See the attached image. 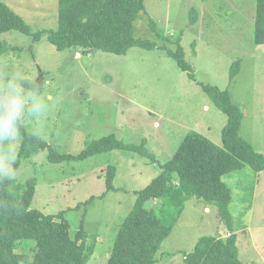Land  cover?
I'll return each mask as SVG.
<instances>
[{
  "label": "rangeland",
  "instance_id": "1",
  "mask_svg": "<svg viewBox=\"0 0 264 264\" xmlns=\"http://www.w3.org/2000/svg\"><path fill=\"white\" fill-rule=\"evenodd\" d=\"M0 1L33 32L57 27V0ZM144 7L134 21V36L159 41L150 19L158 33L173 38L181 35L193 79L157 47L133 46L125 54L97 49L83 55L72 47L57 50L47 33L32 49L26 34L16 30L0 34V41L8 46L21 47L0 55V96L8 91L9 82L31 90L22 84L23 79H30L39 87L33 92L45 104L39 115L22 114L28 131L60 153L77 154L87 142L114 133L125 143L144 141L155 156L153 162L133 151L113 149L84 159L52 162L45 150L21 157L20 135L11 143L0 141V156L9 147L15 151L5 176L35 182L32 208L53 214L66 210L73 224L84 215L86 244L91 249L86 264L106 263L116 232L134 204V191L160 172L158 163L171 158L186 133L199 132L221 147L226 116L202 84L228 89L231 100L244 110L240 136L264 154V44L253 40L254 0H144ZM191 7L199 11L194 24L189 21ZM237 59H241L240 70L230 83L229 68ZM108 166L115 168L116 189L105 192ZM223 180L232 193L230 211L240 257L245 264H264V171L255 172L246 165ZM91 196L94 200L85 214L83 207L74 209ZM204 205L210 210L203 209ZM209 205L195 197L186 202L180 223L161 244L159 251L167 253L158 264H187L180 249L172 250L171 256L168 252L176 247L192 250L202 235H228L229 228L220 221L216 207Z\"/></svg>",
  "mask_w": 264,
  "mask_h": 264
},
{
  "label": "trees",
  "instance_id": "2",
  "mask_svg": "<svg viewBox=\"0 0 264 264\" xmlns=\"http://www.w3.org/2000/svg\"><path fill=\"white\" fill-rule=\"evenodd\" d=\"M144 0H57V27L31 31L26 21L10 6L0 1V34L16 30L30 36L33 43L47 33L48 41L57 49L77 48L83 55L93 50L125 54L131 47L159 48L176 61L178 67L194 78L190 62L184 58L181 35L173 38L156 31L155 22L149 25L157 41L135 37L133 24L144 11ZM199 11L189 9V21H198ZM253 40L264 44V0H254ZM195 53V41L192 42ZM0 41V55L10 49ZM240 61L232 62L229 82L240 70ZM22 84L37 91L35 81L23 79ZM203 91L226 116L221 128V147L199 132L189 131L179 142L168 160L159 162L160 172L142 189L134 191V204L121 222L105 264H155L160 257L162 242L171 233L186 202L195 197L216 207L217 215L229 229L227 236H200L189 252L184 251L187 264H245L240 257L238 238L232 226L230 203L232 193L223 176L249 166L255 172L264 171V154L240 136L244 117L242 107L231 100L228 89L202 84ZM21 142L19 155L31 156L45 150L49 161L84 159L88 156L125 149L155 162V156L141 143H125L114 133L94 139L77 153H60L46 140L28 131L21 118L17 122ZM115 168L108 166L104 177L105 192L115 190ZM35 182H18L0 175V264H86L89 250L86 244L84 215L73 224L66 210L55 214L32 208ZM104 192V193H105ZM104 193L100 196L103 197ZM94 196L78 202V211L92 203ZM155 203L149 205L150 201ZM73 209V208H71ZM20 248L21 251H16Z\"/></svg>",
  "mask_w": 264,
  "mask_h": 264
},
{
  "label": "clouds",
  "instance_id": "3",
  "mask_svg": "<svg viewBox=\"0 0 264 264\" xmlns=\"http://www.w3.org/2000/svg\"><path fill=\"white\" fill-rule=\"evenodd\" d=\"M8 91L0 96V141L11 143L12 139L19 136L17 122L22 114L28 115L41 114L45 104L41 101L36 92L22 89L18 83L9 82L6 85ZM22 92L26 94L22 95ZM15 151L9 147L7 152L0 156L2 168L0 175L7 174L8 166L14 162Z\"/></svg>",
  "mask_w": 264,
  "mask_h": 264
},
{
  "label": "crops",
  "instance_id": "4",
  "mask_svg": "<svg viewBox=\"0 0 264 264\" xmlns=\"http://www.w3.org/2000/svg\"><path fill=\"white\" fill-rule=\"evenodd\" d=\"M190 199H191V198H190ZM205 204H206V203H205ZM185 205H186V204H185ZM207 205H208V204H207ZM209 206H211V205H209ZM184 208H185V207H184ZM204 208L210 210L209 207H206L205 205L203 206V209H204ZM211 208H213V207L211 206ZM180 215H181V214H180ZM179 223H180V216H179V218H178V220L176 221V223H175L174 226H176V225L179 224ZM170 234H171V233H170ZM170 234H169V235H170ZM198 238H199V237H198ZM198 238H197V239H198ZM196 241H197V240H196ZM175 249H176V250L180 249L179 252L182 253V256H183V257H184V254H183L184 251H186V252H189V251H190V249H186V248H183V249H182V248H179V247L177 248V247H176V248L171 249V250L168 252V255L171 256V255H172V254H171L172 250H175ZM163 252H164V253H163ZM158 253L160 254V256H161V255L163 256V255H164L165 253H167V252L164 251V250L162 249V251L160 250V251H158ZM177 253H178V252H177ZM161 258H162V257H159V260H160ZM159 260H158L155 264L160 263L162 259H161L160 261H159Z\"/></svg>",
  "mask_w": 264,
  "mask_h": 264
}]
</instances>
